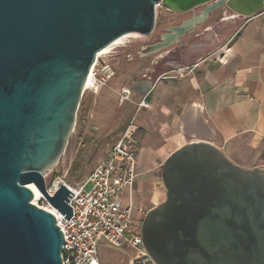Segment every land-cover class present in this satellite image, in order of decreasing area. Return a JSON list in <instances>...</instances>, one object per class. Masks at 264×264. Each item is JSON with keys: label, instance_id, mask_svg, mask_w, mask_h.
I'll list each match as a JSON object with an SVG mask.
<instances>
[{"label": "water", "instance_id": "water-1", "mask_svg": "<svg viewBox=\"0 0 264 264\" xmlns=\"http://www.w3.org/2000/svg\"><path fill=\"white\" fill-rule=\"evenodd\" d=\"M159 6L204 9L171 27L147 55L182 45L219 10L252 18L264 0H0V264H63L64 233L53 213L33 203L30 185L72 218L75 194L59 183L50 196L47 182L74 133L91 71L111 44L152 35ZM154 84L133 88L147 96ZM162 181L166 200L142 225L158 264H264V168L243 169L215 144L194 140L164 162Z\"/></svg>", "mask_w": 264, "mask_h": 264}, {"label": "crops", "instance_id": "crops-1", "mask_svg": "<svg viewBox=\"0 0 264 264\" xmlns=\"http://www.w3.org/2000/svg\"><path fill=\"white\" fill-rule=\"evenodd\" d=\"M240 18L226 13L216 31L208 25L204 33L214 31V36L200 44L201 53L184 68L173 60L157 76L148 95L153 96V107L138 115L143 129L136 190L141 181L157 186L168 157L194 140L215 144L243 169L264 168V10ZM195 52L193 46L188 55ZM163 80L168 85L163 86ZM188 103L193 106L185 126L182 117ZM143 214L137 212L138 217Z\"/></svg>", "mask_w": 264, "mask_h": 264}, {"label": "built area", "instance_id": "built-area-1", "mask_svg": "<svg viewBox=\"0 0 264 264\" xmlns=\"http://www.w3.org/2000/svg\"><path fill=\"white\" fill-rule=\"evenodd\" d=\"M98 60L90 76L92 81L105 86L115 74L105 62ZM119 104L127 113L133 109L132 115L127 122L124 120L95 168L75 184L67 183L63 177L47 182L50 196L59 190V183L75 194L69 201L72 218L67 220L44 197L39 200L54 211L57 225L64 233L63 264H106L102 255L105 248L129 252L131 264H158L143 241L142 225L147 212L138 208L135 200L139 133L143 129L138 115L153 106L148 95L138 96L132 85L120 89ZM137 212L144 214L138 217Z\"/></svg>", "mask_w": 264, "mask_h": 264}, {"label": "rangeland", "instance_id": "rangeland-1", "mask_svg": "<svg viewBox=\"0 0 264 264\" xmlns=\"http://www.w3.org/2000/svg\"><path fill=\"white\" fill-rule=\"evenodd\" d=\"M222 12L223 10L216 12L209 23L200 25L195 33L187 34L183 39L190 41L194 34L206 38L208 36L213 37L214 32L206 35L204 30L208 25L214 27V23L218 21ZM163 13L164 8L159 6L157 8L158 23L161 21ZM190 16L191 14L187 13L178 18L167 17L168 21L161 24L144 41L134 44L125 42L126 44L124 43L123 45L113 47L107 55L103 54L104 56L98 62H105L114 72L115 76L105 86L94 81L86 86L74 133L70 138L65 154L54 168L48 182L56 177H63L67 183L75 184L82 176L90 173L95 168L100 157L107 152L109 146L114 142L124 120L126 119L127 122L133 112V109H131L127 113L125 108L120 106V89L123 86H133L136 81L151 75L155 71V61L157 58L159 59L158 67H164L165 64L173 61L168 60L169 58L165 60L166 50L150 54L148 57L142 59L131 60L129 57L134 55L142 44H151L156 41L165 27L176 26L182 20H189ZM217 28H215V31ZM166 67L165 70L169 68L168 66ZM162 85H168V81L163 80ZM152 98L153 96H150L149 99ZM157 180V186L143 181L137 186L136 197L141 202L139 206L144 211L148 212L166 200L167 192L162 181V173H158ZM36 205L40 208H48L47 203L43 200L37 201ZM102 255L105 258L106 264H131V255L126 251H110L105 248Z\"/></svg>", "mask_w": 264, "mask_h": 264}, {"label": "flooded vegetation", "instance_id": "flooded-vegetation-1", "mask_svg": "<svg viewBox=\"0 0 264 264\" xmlns=\"http://www.w3.org/2000/svg\"><path fill=\"white\" fill-rule=\"evenodd\" d=\"M202 9H204L203 7L202 8H198L195 12H190L191 16L189 19L193 18L195 15H198V12H200ZM224 12V13H223ZM222 14L220 15V18L218 19V21H216L214 23V29L216 27H218V24L220 22V20L222 19L223 15L226 14V13H232L230 11H225L223 10ZM216 13L212 14L209 18V20L206 22V23H209L212 19H213V16L215 15ZM184 14H181V13H174V12H170L168 11L167 9L164 8V13L162 14V19L161 21L158 23L157 19H156V26H155V29L154 31L161 26V24L163 23H166L168 21V18L167 17H173V18H178V17H181L183 16ZM185 20H182L178 25H180L182 22H184ZM204 23V24H206ZM202 25V24H199L195 29L191 30L190 32H188L187 34H190V33H195L196 30L199 28V26ZM175 25L173 26H169V27H165L162 31V33H160L159 37L157 38L156 41H154L153 43L151 44H142V46L134 53V55H131L129 58H131V60H134V59H142V58H146L148 57L147 55V52H148V49L149 47H151L152 45L160 42L162 40V36L166 33H168L169 29L171 27H174ZM177 26V25H176ZM214 32V31H213ZM154 33V32H153ZM152 33V34H153ZM206 35H209L206 33ZM151 36V35H150ZM210 36H208L207 38L206 37H202L201 35H197V34H194L192 39L190 41H185L184 39H182V45H175L171 48H169L167 51V53H165V60L168 59V60H176V63H178V65L181 67V68H184L187 66L188 62L191 60L194 59V57L196 58L200 53H201V49L202 47L200 46V44H203V41L204 40H208ZM147 38V37H146ZM195 46V50L196 52L193 54V57H190L188 55V50ZM216 54V51L213 52L212 55H215ZM195 55V56H194ZM166 66L170 67V64L167 63L164 65V67H158V63L155 64V71L153 73H151V75L149 76H145L144 79H149V80H152L153 82H155L157 80V76L161 73V72H164L166 71L165 69L167 68ZM166 67V68H165ZM122 126V125H121ZM121 128V127H120ZM119 128V129H120ZM119 131V130H118Z\"/></svg>", "mask_w": 264, "mask_h": 264}, {"label": "bare ground", "instance_id": "bare-ground-1", "mask_svg": "<svg viewBox=\"0 0 264 264\" xmlns=\"http://www.w3.org/2000/svg\"><path fill=\"white\" fill-rule=\"evenodd\" d=\"M125 42H117V43H113L111 44L109 47H107L105 50H103L102 52L99 53L98 55V59H100L102 56L104 55H107L108 52H110V50L113 48V47H117V46H120V45H123ZM126 44V43H125ZM104 54V55H103ZM89 83H92V79H91V76L89 77V80L87 82V85ZM86 85V86H87ZM30 187L33 189L34 193H35V196H34V204H36L37 201H39L40 199H43V196L41 194V192L38 190V188L32 184L30 185ZM47 211L51 212V213H54L53 210H51L50 208H45Z\"/></svg>", "mask_w": 264, "mask_h": 264}]
</instances>
